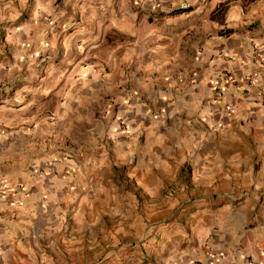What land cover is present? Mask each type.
<instances>
[{
    "label": "clouds",
    "instance_id": "1",
    "mask_svg": "<svg viewBox=\"0 0 264 264\" xmlns=\"http://www.w3.org/2000/svg\"><path fill=\"white\" fill-rule=\"evenodd\" d=\"M0 264H264V0H0Z\"/></svg>",
    "mask_w": 264,
    "mask_h": 264
},
{
    "label": "crops",
    "instance_id": "2",
    "mask_svg": "<svg viewBox=\"0 0 264 264\" xmlns=\"http://www.w3.org/2000/svg\"><path fill=\"white\" fill-rule=\"evenodd\" d=\"M225 87H227V85H225Z\"/></svg>",
    "mask_w": 264,
    "mask_h": 264
}]
</instances>
